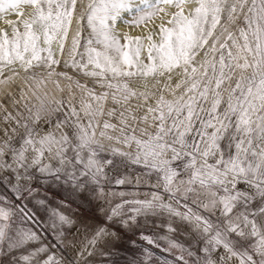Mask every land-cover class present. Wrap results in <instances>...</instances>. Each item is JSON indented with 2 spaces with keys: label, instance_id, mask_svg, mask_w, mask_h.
<instances>
[{
  "label": "snow or ice",
  "instance_id": "obj_1",
  "mask_svg": "<svg viewBox=\"0 0 264 264\" xmlns=\"http://www.w3.org/2000/svg\"><path fill=\"white\" fill-rule=\"evenodd\" d=\"M9 12L0 264H264V0H0Z\"/></svg>",
  "mask_w": 264,
  "mask_h": 264
},
{
  "label": "rangeland",
  "instance_id": "obj_2",
  "mask_svg": "<svg viewBox=\"0 0 264 264\" xmlns=\"http://www.w3.org/2000/svg\"><path fill=\"white\" fill-rule=\"evenodd\" d=\"M126 18H130V17H126ZM122 24H123V23H122ZM118 25H119V24H117V26H118ZM123 25H124V24H123ZM124 26H125L126 28H133V29L136 28V27H127L126 25H124ZM118 29H119V28H118ZM119 30H120V29H119ZM84 34L86 35L87 33L85 32ZM66 58H67V50H65V54H64L63 57H61V60L63 61V59H66ZM57 70L60 71V70H65V69H63L62 67H59ZM67 71H69V73L72 74V75H77V74H75L74 72H72L71 69H67ZM21 75L23 76L24 74L21 73ZM77 78L80 79L81 82H84L85 79H86V78L83 77L82 75H77ZM18 82H19V81H18ZM174 82H175V81H174ZM62 83H63V82H62ZM88 83H89V86H92V82H91V80H88ZM49 90H50V92L52 91L51 85H49ZM96 90H97V92L102 91V89H100L98 86H97ZM177 94H179V92H178ZM57 95H58V98H59V94H57ZM65 95H66V94H65ZM78 98H79V97H77V99H78ZM17 99H19V96H17ZM5 106L8 108L9 111H13V113H14V110H13V108H12L10 102H8ZM112 106H113V105H112L111 102L109 101L107 107H112ZM105 118H107V117H105ZM112 122L115 123L116 121L113 120ZM140 126L142 127L143 125H140ZM114 187H116L117 190H120L119 186H114ZM125 190H128V189H125ZM148 190H149V189H148L147 187H142V188L139 189V191H140L141 193L146 192V191H148ZM51 194L54 195L56 199H60V198H61V195H62V193H60V192H56L55 190H54ZM72 207L75 208L76 205H72ZM128 235L131 236L132 234L129 233ZM132 239H134V240L137 241V247H140V246H146V242H143V241L139 240L138 235H137V236H132ZM49 242L52 243V242H55V241H54L51 237H49ZM125 243L127 244V237L125 238ZM129 248H130V250H129L128 252H126V253H122V255H127L129 258H131L132 251H134V249H131V246H129ZM156 251L158 252V250H156ZM64 254H65L66 256H69V257L75 255V253H73L71 250L65 252ZM158 254H159V252H158ZM102 259H103V258H99V259L97 260L96 264H101ZM121 264H123V261H121Z\"/></svg>",
  "mask_w": 264,
  "mask_h": 264
},
{
  "label": "bare ground",
  "instance_id": "obj_3",
  "mask_svg": "<svg viewBox=\"0 0 264 264\" xmlns=\"http://www.w3.org/2000/svg\"><path fill=\"white\" fill-rule=\"evenodd\" d=\"M4 20H12L16 21L17 16L12 13H0V29H6L7 31L11 32V28L4 23ZM119 25L117 28L120 29L121 32L128 31L130 35L137 36V35H143L142 28H126L122 23H118Z\"/></svg>",
  "mask_w": 264,
  "mask_h": 264
}]
</instances>
